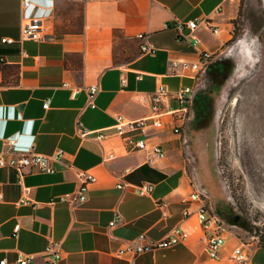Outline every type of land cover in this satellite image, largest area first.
<instances>
[{"label":"crops","instance_id":"0c3cea01","mask_svg":"<svg viewBox=\"0 0 264 264\" xmlns=\"http://www.w3.org/2000/svg\"><path fill=\"white\" fill-rule=\"evenodd\" d=\"M237 5L238 0H31L22 9L20 0H0V150L2 139L13 138L22 152L64 153L52 174L31 171L19 180L15 170L0 168V260L18 264L31 256L28 264H47L42 252L51 242L62 255L58 264H234L230 254L240 242L233 236L212 260L197 238L196 216L181 222L184 208L194 212L196 205L186 202L193 186L176 137L167 129L155 135L152 141L161 143L166 157L148 162L145 152L128 151L117 137L100 144L81 138L77 124L95 131L113 126L116 114L143 118L149 114V94L159 85L170 91L193 86L189 78L167 74L168 62H195L201 50H220ZM28 18L42 20L45 40L17 42ZM193 19L217 27L218 34L200 24L193 34L198 45L193 46L192 34L179 38L174 22ZM138 34L154 54H141ZM3 38L15 42L2 43ZM95 83L100 90L89 108L83 88ZM72 88L81 90L73 94ZM46 100L49 107L43 109ZM110 153L113 158L106 159ZM68 164L88 170L96 181L83 203L49 205L77 188ZM120 181L130 187L118 189ZM143 182L153 184L147 196L134 189ZM115 212L124 222L109 228ZM178 224L190 234L185 244L134 260L113 255L140 233L157 240ZM247 264H264V245L255 247Z\"/></svg>","mask_w":264,"mask_h":264},{"label":"rangeland","instance_id":"374dc122","mask_svg":"<svg viewBox=\"0 0 264 264\" xmlns=\"http://www.w3.org/2000/svg\"><path fill=\"white\" fill-rule=\"evenodd\" d=\"M195 91L184 143L188 177L225 238L264 245V0H238L229 36Z\"/></svg>","mask_w":264,"mask_h":264},{"label":"built area","instance_id":"2783aa9c","mask_svg":"<svg viewBox=\"0 0 264 264\" xmlns=\"http://www.w3.org/2000/svg\"><path fill=\"white\" fill-rule=\"evenodd\" d=\"M22 9H26L31 5V0H20ZM200 24L204 25L211 31L213 35L218 34V28L207 25L205 20H188L186 22L175 21L173 29L176 31L179 38L185 40L190 34L199 28ZM44 25L41 19L28 18L20 26V37L18 43L26 40L42 41L45 40L47 34L44 33ZM187 29L189 33L184 34L183 30ZM137 39L143 41L139 46L141 54H154L155 49L145 41L143 34H138ZM193 46L199 44L196 36H192ZM2 43L15 42L10 38L1 39ZM216 53L201 50L195 62H186L179 60H170L167 66V74L170 76L189 78L194 82L193 86H180L176 90L170 91L164 85H159L151 94H149V114L146 117L128 120L121 114L114 116V124L111 127L86 131L81 128V124H77V131L79 136L84 139H91L96 143L117 137L127 146L128 151H142L145 152L147 161L154 162L163 160L166 157V151L161 143H154L152 138L158 133L167 129L170 134L179 141L185 142L183 133L187 122L192 117V101L196 90L204 84V77L208 71L209 65L213 62ZM21 55L26 56V53L21 50ZM2 60V59H0ZM139 78V74L137 76ZM124 82V79L121 80ZM63 87H68L63 84ZM81 88H72V92L77 93ZM87 97V105L89 108L95 107V98L100 90L98 83L92 84L83 88ZM49 100L42 104L43 109H48ZM154 134V135H153ZM15 139H2V149L0 150V168H11L15 170L19 180L24 175L31 171H37L46 174L55 172L54 163L63 159L64 153L58 149L53 155H42L33 151V149L26 152L19 151L15 148ZM113 158V155L107 154L106 159ZM69 168L75 169V176L77 180V188L71 192L59 196L56 200H51L47 204L54 205L56 203L79 205L86 199V194L89 185L96 181L95 176L88 170L76 169L71 164ZM193 186L192 192L189 194L186 202L188 204L195 203L196 210L191 212L189 208H184L182 211V220L184 222L188 217L195 215L198 222L197 238L205 244L206 253L209 259H219L221 249L225 244V228L220 219L212 212L207 196L198 188L194 180L191 179ZM116 187L118 189H126L130 184H125L120 181ZM139 196H147L153 190V184L143 182L134 187ZM27 193L28 189L25 188ZM24 200L21 202L23 203ZM122 216L115 212L114 217L110 220L108 227H114L123 224ZM18 225L14 227V231L18 230ZM190 239V234L185 231L180 224L172 227L169 232L160 239L154 240L149 238L144 233H140L131 240L124 241L113 252L116 258H125L127 260H134L137 256L152 252L159 249H169L180 244H185ZM58 244L49 243L43 250V256L47 264H58L62 258L61 252L57 250ZM255 247L252 243H242L233 248L230 259L234 264H247L254 254ZM32 259L31 256L18 260V264H28ZM0 264H7L3 258Z\"/></svg>","mask_w":264,"mask_h":264}]
</instances>
